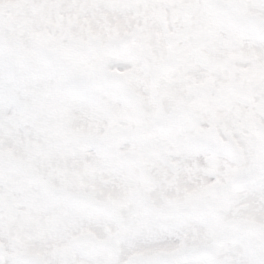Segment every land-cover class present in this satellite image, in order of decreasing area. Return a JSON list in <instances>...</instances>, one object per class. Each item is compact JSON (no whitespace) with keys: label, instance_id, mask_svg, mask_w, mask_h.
<instances>
[{"label":"snow or ice","instance_id":"obj_1","mask_svg":"<svg viewBox=\"0 0 264 264\" xmlns=\"http://www.w3.org/2000/svg\"><path fill=\"white\" fill-rule=\"evenodd\" d=\"M0 264H264V0H0Z\"/></svg>","mask_w":264,"mask_h":264}]
</instances>
